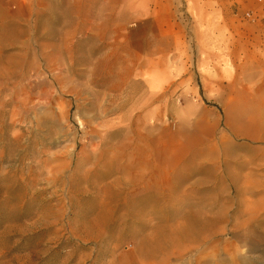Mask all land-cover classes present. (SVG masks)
<instances>
[{"label": "rangeland", "instance_id": "1", "mask_svg": "<svg viewBox=\"0 0 264 264\" xmlns=\"http://www.w3.org/2000/svg\"><path fill=\"white\" fill-rule=\"evenodd\" d=\"M246 2L0 0V264H264Z\"/></svg>", "mask_w": 264, "mask_h": 264}, {"label": "bare ground", "instance_id": "2", "mask_svg": "<svg viewBox=\"0 0 264 264\" xmlns=\"http://www.w3.org/2000/svg\"><path fill=\"white\" fill-rule=\"evenodd\" d=\"M234 126L236 130L245 136L246 138L259 139L264 141V129H262L261 124H256L254 121L248 119L243 122L236 123L234 121Z\"/></svg>", "mask_w": 264, "mask_h": 264}, {"label": "crops", "instance_id": "3", "mask_svg": "<svg viewBox=\"0 0 264 264\" xmlns=\"http://www.w3.org/2000/svg\"><path fill=\"white\" fill-rule=\"evenodd\" d=\"M246 3L247 4H244L243 6L246 7V10L251 12L253 15L256 13L258 15H262V13H264V0H247Z\"/></svg>", "mask_w": 264, "mask_h": 264}]
</instances>
